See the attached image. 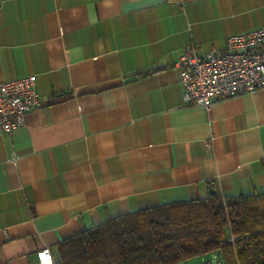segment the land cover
I'll list each match as a JSON object with an SVG mask.
<instances>
[{"label": "crops", "instance_id": "0c3cea01", "mask_svg": "<svg viewBox=\"0 0 264 264\" xmlns=\"http://www.w3.org/2000/svg\"><path fill=\"white\" fill-rule=\"evenodd\" d=\"M264 25V0H0V81L41 102L0 132V264L177 199L264 192V87L186 105L188 44Z\"/></svg>", "mask_w": 264, "mask_h": 264}, {"label": "trees", "instance_id": "16d2710c", "mask_svg": "<svg viewBox=\"0 0 264 264\" xmlns=\"http://www.w3.org/2000/svg\"><path fill=\"white\" fill-rule=\"evenodd\" d=\"M210 253L224 264H264V192L215 193L121 214L63 239L55 264H182Z\"/></svg>", "mask_w": 264, "mask_h": 264}, {"label": "built area", "instance_id": "2783aa9c", "mask_svg": "<svg viewBox=\"0 0 264 264\" xmlns=\"http://www.w3.org/2000/svg\"><path fill=\"white\" fill-rule=\"evenodd\" d=\"M177 67L186 105L209 108L216 100L264 87V25L230 35L221 49L202 52L188 44ZM40 102L35 75L0 81V132L24 125L26 115ZM37 257L39 264H55L50 248H42Z\"/></svg>", "mask_w": 264, "mask_h": 264}, {"label": "rangeland", "instance_id": "374dc122", "mask_svg": "<svg viewBox=\"0 0 264 264\" xmlns=\"http://www.w3.org/2000/svg\"><path fill=\"white\" fill-rule=\"evenodd\" d=\"M207 262V264H224V261L216 256L215 253H210L203 257H193L189 258L185 263L182 264H201Z\"/></svg>", "mask_w": 264, "mask_h": 264}, {"label": "water", "instance_id": "95a60500", "mask_svg": "<svg viewBox=\"0 0 264 264\" xmlns=\"http://www.w3.org/2000/svg\"><path fill=\"white\" fill-rule=\"evenodd\" d=\"M210 191H211V193L215 194L216 193V188L212 186L210 188ZM201 264H204V263H201Z\"/></svg>", "mask_w": 264, "mask_h": 264}]
</instances>
